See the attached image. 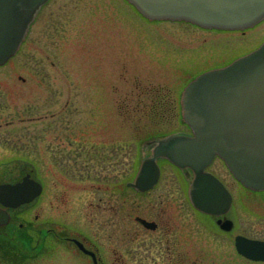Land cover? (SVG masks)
Here are the masks:
<instances>
[{
  "label": "rangeland",
  "instance_id": "rangeland-1",
  "mask_svg": "<svg viewBox=\"0 0 264 264\" xmlns=\"http://www.w3.org/2000/svg\"><path fill=\"white\" fill-rule=\"evenodd\" d=\"M263 40L264 19L244 30L207 29L147 20L125 0H48L17 52L0 65V163H24L34 174L42 170L49 188L59 174V193L73 195L77 208L90 211L94 234L101 224L97 204L105 182L107 194L117 190L133 202L135 189L126 182L133 180L141 153H149L141 142L185 130L175 115L186 82ZM90 147L92 161L99 158L94 166L87 164ZM161 169L150 198L161 193L167 200L179 199L177 170L165 162ZM210 169L232 183L222 161L216 159ZM119 172L122 182L116 185ZM233 192L236 233L264 236L258 217L262 206L253 200L247 207L249 197L237 186ZM150 198L140 201L147 205ZM186 210L188 264H248L210 242L212 234L205 229L199 230L198 250L188 203Z\"/></svg>",
  "mask_w": 264,
  "mask_h": 264
},
{
  "label": "water",
  "instance_id": "water-1",
  "mask_svg": "<svg viewBox=\"0 0 264 264\" xmlns=\"http://www.w3.org/2000/svg\"><path fill=\"white\" fill-rule=\"evenodd\" d=\"M48 0H0V65L19 49L30 24ZM151 21H185L201 28L243 30L264 19V0H126ZM182 121L191 135L168 134L141 143L142 155L133 181L139 191L159 178L157 160L165 158L193 173L189 195L194 207L217 212L230 196L205 170L215 156L243 185L264 189V40L230 63L206 70L183 88ZM39 184L29 175L16 184H0V203L16 206L38 195ZM8 215L0 209V224ZM240 250V249H239ZM241 253L252 258L249 250Z\"/></svg>",
  "mask_w": 264,
  "mask_h": 264
},
{
  "label": "flooded vegetation",
  "instance_id": "flooded-vegetation-1",
  "mask_svg": "<svg viewBox=\"0 0 264 264\" xmlns=\"http://www.w3.org/2000/svg\"><path fill=\"white\" fill-rule=\"evenodd\" d=\"M179 97L177 104H180ZM151 103L154 104L155 101ZM175 116L180 122L182 121L179 114ZM181 123L185 126V130L168 132L164 135L173 133L191 135L189 127ZM105 148L107 152L106 145ZM88 150L87 164L94 166L93 162L98 161L99 158L96 157L92 161L91 154L95 153H91V147ZM115 152H117L116 164L119 165L120 147L115 148ZM106 157L108 158L107 155ZM216 159L222 161L216 156L205 170L217 178L225 193L230 196L227 207L217 212H205L194 207L189 195L192 171L188 168L180 169L165 158H160L157 160L159 166L157 182L145 191L134 188L136 193L133 195V202L127 200L126 196L124 197L117 190L114 195L107 194L108 187L105 182L101 190L105 194L99 197L97 204L100 206L101 224L94 234L91 232L90 211L79 209L80 206L77 208V199H74L73 195L59 193L57 189L60 182L59 174L56 173L57 176L52 181L53 185L49 188V182L42 170L38 172L37 169L34 174L27 170V165L24 163H0V170H3L0 171V184H16L27 175L39 184L38 195L28 202L16 206L0 203V209L8 215L7 222L0 224V264H188L187 203L193 209L195 216L198 250L199 244L203 241V236L199 237V230L205 229L212 234L210 242L220 244L219 246L228 249L230 253L233 251L231 253L233 258L237 255L248 264H264V258L253 259L239 252L250 249L249 252L264 257V236L236 233L238 220L233 186H237L241 195L249 197L245 200L248 201L245 202L247 207L252 205L253 200L257 202V207L259 204L262 206V209L258 210L260 211L258 217L263 222L264 189L254 190L243 185L233 177L223 161L227 173L232 177V183L221 178L210 169ZM106 162L108 163V159ZM162 162L174 167L180 176L179 199L175 195L176 199L167 200L161 193L158 194L157 199L150 198L151 191L160 180ZM109 163L112 165L111 157ZM15 170L17 172H13ZM87 174L89 175V171ZM104 177L106 181L107 177ZM116 178L115 184L119 185L122 182V173H117ZM84 179L86 180L87 177ZM148 196L150 198L148 204L141 203L140 198L145 199ZM214 238L218 239L214 242ZM251 246H260L261 249L257 250Z\"/></svg>",
  "mask_w": 264,
  "mask_h": 264
},
{
  "label": "trees",
  "instance_id": "trees-1",
  "mask_svg": "<svg viewBox=\"0 0 264 264\" xmlns=\"http://www.w3.org/2000/svg\"><path fill=\"white\" fill-rule=\"evenodd\" d=\"M154 105V104H153ZM172 112H174V110H172Z\"/></svg>",
  "mask_w": 264,
  "mask_h": 264
}]
</instances>
